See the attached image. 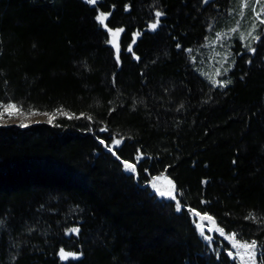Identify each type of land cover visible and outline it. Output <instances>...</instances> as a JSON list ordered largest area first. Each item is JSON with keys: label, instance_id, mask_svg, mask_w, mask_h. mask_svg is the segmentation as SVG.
Listing matches in <instances>:
<instances>
[{"label": "trees", "instance_id": "trees-1", "mask_svg": "<svg viewBox=\"0 0 264 264\" xmlns=\"http://www.w3.org/2000/svg\"><path fill=\"white\" fill-rule=\"evenodd\" d=\"M239 1L0 0V108L54 115L0 126V264H242L227 236L264 244L262 26L255 53L233 39L226 87L197 64Z\"/></svg>", "mask_w": 264, "mask_h": 264}, {"label": "snow or ice", "instance_id": "snow-or-ice-1", "mask_svg": "<svg viewBox=\"0 0 264 264\" xmlns=\"http://www.w3.org/2000/svg\"><path fill=\"white\" fill-rule=\"evenodd\" d=\"M87 2L91 5H96L98 0H87ZM205 2H207V0H205ZM252 2L259 7V10L257 11L255 8L252 9V16H253V20L254 22L251 23L250 28L251 30L248 31L247 33H241L240 36L238 37L239 39L242 40H248L249 38H251L252 41H260L261 40V35L260 34H256L253 35V33L257 32V27L262 26L260 28L261 31H264V7L260 6L261 5V0H252ZM248 7V0H243V3L241 5V11H240V16L243 17L244 12H243V8H247ZM110 15V13L108 14ZM163 15H165V13H163L162 11H156L155 12V22L152 23L150 25V29L151 30H156L157 27L160 25V17H162ZM106 19V15L101 13L100 15H98L96 17L97 21H100L101 23H103V21ZM111 31V30H109ZM123 31V29H118L115 32H112V36L115 37L118 35L119 32ZM230 32L232 33H236L237 32V28H231ZM224 35L227 34H221L219 32L216 33V36L218 38H223ZM107 42V41H106ZM179 47V45H178ZM246 48H248L252 53L256 52V48L254 47H250V45L246 44L245 45ZM129 51H131V49H128ZM189 52H191L192 50L189 49ZM116 56H117V60H119V47L117 46V51H116ZM249 63H251V60L248 61ZM233 63H235V61H233ZM229 69H225L224 73H226ZM224 73H222L220 71V69L216 70L215 75L216 76H221ZM231 81L230 80H216V79H212L211 80V84L218 86V87H226L228 84H230ZM181 107H183V105H181ZM4 111L8 112L9 115L15 114L18 109L16 108V105L14 104H10L7 105L6 107H4ZM3 113H0V116H2ZM22 127H27L26 124H22ZM100 131H107L106 128H101ZM101 144H104V146L107 148V150L109 152H112L113 155L116 154V152L114 151V148H116L117 146L121 145L122 140L120 139H114L113 143L111 145L107 144L105 141L101 140L100 141ZM119 158V157H117ZM141 158V156L137 157V162L139 161V159ZM123 168L126 172L129 173H136L137 172V167H136V163H132L129 161H123ZM160 177L157 176L155 177V180H159ZM168 184L170 185L169 189L167 191L161 190L160 188L157 187V185L155 183H152V188L155 190V192L160 196V197H166L172 201H176L177 198V193H176V186L174 184V182H172L171 180L168 181ZM175 210L177 212L181 211V204L179 202L175 203ZM194 212L195 216L200 220V221H209L212 222V224H215V220L211 215L208 214H202L199 211L196 210H191ZM246 219H255V217L253 216H249L246 217ZM2 223V222H0ZM196 228L199 230L200 235L208 242H212L214 237L212 235H205V229L204 226H202L201 223H196ZM215 231L216 233L219 234V236L221 237H225V230L222 227H209L208 228V232L211 233ZM69 233H75V234H79L80 229L79 228H71L68 230ZM237 234L235 232L231 233L230 236H227L226 238L229 239L230 241H232L231 247L233 249H235V255L233 254L232 251L228 252V255L230 257H233V259H240L242 262L246 259L247 261H250L251 264H257V257L259 255L260 258V264H264V244H259L257 243L256 240H251L249 241H243L241 242L240 240L236 239ZM258 249H261L258 253ZM79 255H82V253L76 254V253H68L65 252V250L63 248H61L59 250V256L62 259H67L68 257L72 256V257H76L78 258Z\"/></svg>", "mask_w": 264, "mask_h": 264}, {"label": "rangeland", "instance_id": "rangeland-1", "mask_svg": "<svg viewBox=\"0 0 264 264\" xmlns=\"http://www.w3.org/2000/svg\"><path fill=\"white\" fill-rule=\"evenodd\" d=\"M242 3L243 0H240L239 3L233 9L232 13L236 14L237 17L235 22L234 23L231 22L228 28L221 29L220 32L214 31L211 37L209 38V40L207 41L205 47L200 51V54L198 55L199 58L197 60V64L200 65L199 72L203 77L207 78L210 81L213 78L216 80H228L227 79L228 71L224 73V70L229 69L232 64L231 62L232 53L230 50V45H232V41L236 36L239 37L241 33H247L248 31L251 30L250 17H247L249 13L248 10L252 7L258 11L259 7H257L252 2V0H248V7L242 9L244 15L243 17H241L239 13L241 11ZM260 6L264 7L262 3ZM234 27L237 28V32L236 33L230 32V29ZM217 32L227 35H224L223 38L221 39L216 36ZM256 34L257 32L253 33V35ZM242 41L244 42L245 45L246 44L251 45L252 42H254L251 40V38ZM217 69H220V71L224 74L221 76H216L215 73ZM4 107L0 108V113H3V115L0 116V126H9V125L21 126L22 124H26L28 126L40 122L51 123L54 120V115L51 113H47V112L40 113L35 111L25 112V111H21L17 107L16 108L18 109V111L15 114L9 115L8 112L4 111ZM169 180L170 179L165 176H160V179L156 180L157 187L160 188L161 190L167 191L170 187V185L168 184ZM242 264H251V262L245 259L242 262Z\"/></svg>", "mask_w": 264, "mask_h": 264}]
</instances>
